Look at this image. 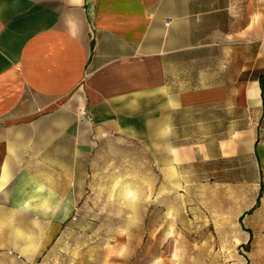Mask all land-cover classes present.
I'll list each match as a JSON object with an SVG mask.
<instances>
[{"label": "crops", "instance_id": "0c3cea01", "mask_svg": "<svg viewBox=\"0 0 264 264\" xmlns=\"http://www.w3.org/2000/svg\"><path fill=\"white\" fill-rule=\"evenodd\" d=\"M100 136L161 145L173 174L252 176L264 215V0H0V209L69 220L72 179L31 154L76 161Z\"/></svg>", "mask_w": 264, "mask_h": 264}, {"label": "rangeland", "instance_id": "374dc122", "mask_svg": "<svg viewBox=\"0 0 264 264\" xmlns=\"http://www.w3.org/2000/svg\"><path fill=\"white\" fill-rule=\"evenodd\" d=\"M160 146L100 136L76 161L65 143L31 154L40 180L72 179L76 207L62 225L0 209V264H264L253 177L173 174Z\"/></svg>", "mask_w": 264, "mask_h": 264}]
</instances>
